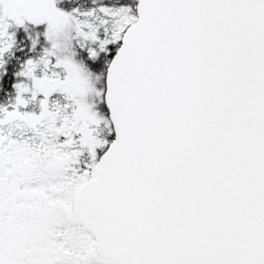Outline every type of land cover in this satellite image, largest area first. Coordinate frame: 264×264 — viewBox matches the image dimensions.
Returning a JSON list of instances; mask_svg holds the SVG:
<instances>
[{
	"label": "snow or ice",
	"instance_id": "snow-or-ice-1",
	"mask_svg": "<svg viewBox=\"0 0 264 264\" xmlns=\"http://www.w3.org/2000/svg\"><path fill=\"white\" fill-rule=\"evenodd\" d=\"M0 264H264V0H0Z\"/></svg>",
	"mask_w": 264,
	"mask_h": 264
}]
</instances>
